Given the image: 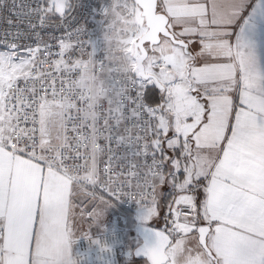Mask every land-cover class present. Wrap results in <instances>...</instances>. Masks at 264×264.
I'll return each instance as SVG.
<instances>
[{
  "label": "snow or ice",
  "instance_id": "snow-or-ice-1",
  "mask_svg": "<svg viewBox=\"0 0 264 264\" xmlns=\"http://www.w3.org/2000/svg\"><path fill=\"white\" fill-rule=\"evenodd\" d=\"M151 2L160 24L154 38L140 42L139 67L122 93L128 99L109 102L101 112L96 98L82 94L78 125L71 128L66 116L76 108L73 94L58 96L49 78L55 72H74L81 63L83 50L72 58V37L81 35L83 27L52 37L57 52L39 32L34 33L36 45L26 46L23 54L15 43L0 47V264H48L36 255L42 248L51 251L52 264H61L59 257L74 231L73 189L101 183V139L115 140L117 146L127 143L133 157L150 155L144 186L154 192L157 182L168 183L175 193L168 234L157 232L156 244L141 250L150 264H160L161 250L172 245L183 264H264V72L256 68L242 40L233 46L227 39L242 0ZM73 6L71 0H41L30 10L39 15V23L30 22L29 28L50 27V18L57 15L61 24L55 26L60 27ZM194 38L199 40L195 55L189 51ZM48 60L47 71L32 75L37 61ZM35 81L49 87L37 88ZM149 97L152 103L146 102ZM129 120L140 129L135 135L131 129L120 132ZM164 142L174 153L179 149L178 155L167 156ZM81 144L85 151H80ZM74 157L83 163H69ZM113 161L109 156L104 183L109 193L115 184L128 183L127 177L111 175ZM135 176L139 179V173ZM201 188L203 198L198 200ZM144 208L145 219L155 216V198ZM100 215L95 209L88 213L93 220ZM201 222L206 226H199ZM193 232L198 242L188 248Z\"/></svg>",
  "mask_w": 264,
  "mask_h": 264
},
{
  "label": "built area",
  "instance_id": "built-area-1",
  "mask_svg": "<svg viewBox=\"0 0 264 264\" xmlns=\"http://www.w3.org/2000/svg\"><path fill=\"white\" fill-rule=\"evenodd\" d=\"M41 0H2L0 4V47L9 42L19 45L18 51L25 52L26 46H35L37 41L34 35L39 32L42 39L52 47L53 52H57V41L52 37H62L66 31H72L77 27H83L81 35H73L72 40L76 42L75 51L72 58H78L83 50L84 55L81 63L73 72H55L49 79L55 82L58 96H64L66 91L73 94L72 102L76 104L75 110L66 116L67 125H78V118L81 114L83 104L80 102L81 95H92L98 100V110L104 112L112 105L124 103L128 97L123 95V89L131 77L133 71L137 69L136 58L131 54V48L137 39L144 32L140 22L144 23L141 8L136 0H71L74 5L61 24L59 16L50 18V27L30 29L29 23L38 24L39 15L30 13L31 9L37 8ZM101 5L102 10H101ZM115 10L120 19L116 25H111V10ZM131 23V30H125V22ZM117 48L121 50L118 51ZM58 57H53V59ZM51 66V61L44 63L37 61V66L33 68L32 75H37L41 69L47 71ZM71 73V74H69ZM23 86V81L20 82ZM36 87L47 88L49 85L35 81ZM7 86V83L5 84ZM130 87V85H128ZM13 91H16L14 85ZM45 93L40 91V95ZM135 95V92H132ZM19 95V93H17ZM147 102V101H146ZM103 121H100L102 125ZM23 126V125H22ZM134 121L129 120L123 123L120 132L131 129L132 134L139 132V128H134ZM70 135H72L70 133ZM79 132L76 133L78 137ZM75 141H73V144ZM98 143L103 148L97 169L101 183L95 186L85 184L83 189L94 193V196L112 201L123 209L133 213L137 217L138 211L143 209L156 196L159 182L155 191L151 187L144 186L145 163L151 164V156L133 157L131 149L127 143L117 146L115 140H99ZM143 141H141V144ZM111 149V151H110ZM80 151H85V145L81 144ZM159 157V154H157ZM114 156V168L111 175L115 177H127L128 183H117L114 191L109 193L105 190L104 183L107 182L109 173L108 157ZM127 157L125 159H117ZM69 163L80 164L82 159L69 161ZM136 167L133 168L132 165ZM83 174V169L79 170ZM166 171V166L164 172ZM135 173H139V179ZM139 183L140 187H137ZM143 189V192H142ZM145 194L147 199L145 200ZM138 200L140 202H138ZM171 207H175L173 203ZM170 207V208H171ZM167 213L164 226L161 228L166 232L172 227L174 217ZM150 218V217H149ZM148 218V219H149ZM147 219V220H148ZM108 245L107 251H101L97 242ZM76 260L77 264H140L127 257L125 249V234L120 228L103 230L94 233H87L77 239Z\"/></svg>",
  "mask_w": 264,
  "mask_h": 264
},
{
  "label": "crops",
  "instance_id": "crops-1",
  "mask_svg": "<svg viewBox=\"0 0 264 264\" xmlns=\"http://www.w3.org/2000/svg\"><path fill=\"white\" fill-rule=\"evenodd\" d=\"M158 3H162V0H158ZM158 11H160V9L158 8ZM181 29L178 27L176 29V31H180ZM228 41L231 43V45L236 46L237 45V41L238 40H242L244 42L245 45V50L250 54V57L253 61V63L255 64L256 68L261 71L264 72V0H242L241 3V7L239 9V11H237V13L235 14L234 18L231 21L230 27L228 28ZM199 40L198 38H194L193 40V46L190 47L189 51L195 55L197 51H199ZM136 58V57H135ZM197 66H200L202 64L201 60H197L196 61ZM153 86H148V89H152ZM152 99L153 97H149L146 101L148 103H152ZM154 99L155 101L158 103L160 100V94L159 91L156 90L155 91V95H154ZM235 101L236 103L239 102V98L238 95L235 96ZM155 106V105H153ZM162 147L164 148L165 154L167 156H173V155H178L179 153V149L176 150V152L174 153L171 149H168L167 147V143L164 142L162 144ZM169 165H166V171L165 173L168 172L169 170ZM182 178V176H181ZM161 189V195L159 196L158 194V189ZM168 191H170L171 197L168 199L170 206L174 203V191L173 189L169 186V184L167 185V183L164 184H158L157 187V193L155 196V202L156 205L158 204L159 206L162 204L161 201L165 199V195H167ZM91 197V198H97L99 200H101L100 198L92 195V192L86 189L81 190L80 188H75L73 189V195L70 197V199L72 200V203L75 205L73 212L74 215L71 217L72 220V224H73V233L71 234V236L69 237L68 240V244L67 246L63 249L62 251V255L61 257H59L61 264H63V257L65 256V254L69 251L71 257L76 261L77 264V260H76V251H77V239L82 236L83 230H82V224H81V210L84 207V204H86V202H84L85 197ZM197 198L202 199L203 198V191L202 188L197 190ZM113 203V202H112ZM113 205H115L113 203ZM89 213V212H88ZM168 213V211H167ZM139 215V214H138ZM167 218V215L165 218H156L154 222L150 223L147 222L148 220H146V222H144L145 224H150V225H155V222H159L160 223V228H162L164 226L165 220ZM201 225H206L203 222L200 223L199 226ZM90 233H94V232H90ZM192 237H196V238H192ZM178 238V237H176ZM198 233L193 232L192 234H190V238L186 241V246L188 248H195L198 242ZM172 239V237H171ZM140 241V239H139ZM138 241V243H139ZM175 246H168L166 249V253H168L169 251H171L172 248H174ZM126 249V248H125ZM126 254L127 257H129L131 260L136 261L132 254H131V249H126ZM37 256L40 257L41 260L43 261H47L48 264H52V253L50 250L48 249H38ZM186 255V254H185ZM139 262V261H137ZM140 264H145V261L139 262ZM165 264H171V262L169 261V257L168 260ZM175 264H183L182 259L178 256L176 258Z\"/></svg>",
  "mask_w": 264,
  "mask_h": 264
},
{
  "label": "rangeland",
  "instance_id": "rangeland-1",
  "mask_svg": "<svg viewBox=\"0 0 264 264\" xmlns=\"http://www.w3.org/2000/svg\"><path fill=\"white\" fill-rule=\"evenodd\" d=\"M140 26L142 29H145L144 23L140 22ZM22 54L25 53L23 51H19ZM139 50L136 45L132 46L131 54L136 57L139 54ZM9 78V73L6 71L3 80L6 84ZM148 103V102H147ZM168 185V183H167ZM157 193V192H156ZM168 194L165 195L164 201H161V208L157 204V213L155 216H151L147 222H154L157 217L165 218L167 215V211L169 210L170 203L168 199L171 197V192L168 191ZM159 196L161 195V189H158ZM103 201V202H102ZM83 209V215L81 216V224L82 230L84 234L90 232H98L103 230H111L113 228H120L124 231L125 234V248L132 249L138 241L139 237L137 234V225L146 222L145 219L146 212H138L139 217L134 215L133 213L123 209L122 207L118 206L117 204L113 205L112 201L104 200V199H97V198H89L85 197ZM97 210L101 213L99 218L96 220L90 219L88 216V212H92L93 210ZM162 220V219H161ZM83 234V235H84Z\"/></svg>",
  "mask_w": 264,
  "mask_h": 264
},
{
  "label": "water",
  "instance_id": "water-1",
  "mask_svg": "<svg viewBox=\"0 0 264 264\" xmlns=\"http://www.w3.org/2000/svg\"><path fill=\"white\" fill-rule=\"evenodd\" d=\"M138 5L141 8V13L144 20V26L145 30L140 35V37L137 39L135 45L137 46L139 50V54L136 56V66L139 67V58L142 55V51L139 47L140 42L146 39L154 38L155 31L157 30L160 21L152 14V7L153 4L151 0H136ZM163 14V13H161ZM206 226V225H201ZM157 232H164L165 234H168V232L164 231L158 226L150 225V224H138L137 225V234L140 239L139 243H137L133 248L131 249V254L136 259L145 260L147 264H150V261L146 258V256L142 253V249L150 248L154 246L157 242L156 233ZM171 239V237H170ZM166 249L161 250L160 254V264H165L168 260V255L166 253Z\"/></svg>",
  "mask_w": 264,
  "mask_h": 264
},
{
  "label": "clouds",
  "instance_id": "clouds-1",
  "mask_svg": "<svg viewBox=\"0 0 264 264\" xmlns=\"http://www.w3.org/2000/svg\"><path fill=\"white\" fill-rule=\"evenodd\" d=\"M110 15H111V25L114 26L117 24V21L120 19V17L118 16V14L115 12L114 9L111 10ZM124 28L125 30H131V23L126 21L124 24ZM117 50L120 51L121 49L117 48ZM97 245L101 251L108 250V245L103 242L98 241ZM167 255L169 257V261L171 262V264H174L175 258L181 255V253L179 252V250H176V251H169ZM63 264H76V261L71 257L69 251L63 257Z\"/></svg>",
  "mask_w": 264,
  "mask_h": 264
},
{
  "label": "trees",
  "instance_id": "trees-1",
  "mask_svg": "<svg viewBox=\"0 0 264 264\" xmlns=\"http://www.w3.org/2000/svg\"><path fill=\"white\" fill-rule=\"evenodd\" d=\"M160 208H161V205H160ZM158 218H160L161 219V215H160V217H158ZM153 225V224H152ZM155 226H158V227H160V223L159 222H155ZM136 261H139V262H142V261H145V260H141V259H135ZM146 262V261H145ZM145 264H147V263H145Z\"/></svg>",
  "mask_w": 264,
  "mask_h": 264
},
{
  "label": "bare ground",
  "instance_id": "bare-ground-1",
  "mask_svg": "<svg viewBox=\"0 0 264 264\" xmlns=\"http://www.w3.org/2000/svg\"><path fill=\"white\" fill-rule=\"evenodd\" d=\"M143 211H145V208H143V209H140L138 212H143Z\"/></svg>",
  "mask_w": 264,
  "mask_h": 264
}]
</instances>
